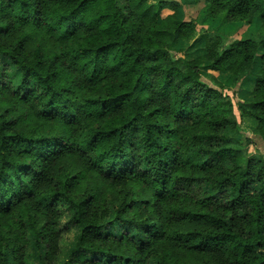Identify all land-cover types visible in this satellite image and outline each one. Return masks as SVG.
I'll return each instance as SVG.
<instances>
[{
    "label": "trees",
    "instance_id": "1",
    "mask_svg": "<svg viewBox=\"0 0 264 264\" xmlns=\"http://www.w3.org/2000/svg\"><path fill=\"white\" fill-rule=\"evenodd\" d=\"M52 2L62 3L63 0H52ZM67 2L72 5L70 9H59L58 22L66 24L65 37H62V40L76 39L77 50L89 64L93 65L91 69L93 80L98 75L97 61L105 64L109 74H115L123 70L125 64L123 61L114 63L113 53L122 45L133 46L132 51L128 52V60L133 65L139 66V74H137V67L128 69L135 77L131 84V91L122 87L117 94L113 95V101L129 98L137 90L147 91L153 85H158L169 99L173 98L175 90L181 89L179 101L183 106L181 112L188 110L195 115L197 111L211 108L212 112L209 115L218 117L210 121V124L212 132H219L221 135H207L200 132L193 137L196 140H206L209 146L213 141L217 142L216 151L209 152L203 148L199 150L205 157L203 163L198 165L199 171L211 172L217 165L228 162L225 171L236 172L238 178L225 176L223 179L217 178L214 182L210 178L199 176L177 178V191L182 190L183 184H205L206 180L207 186L211 188V191L200 201L198 210L183 212L176 210V215L179 217L177 223L190 217V223L213 227L215 232H176L168 237L167 233L152 234L150 229L154 225H143L141 226L142 235L139 238L136 236L131 238L137 241L135 256H121L111 248L113 244L124 243L127 230L119 237L111 233L103 237L94 235V232L100 228H106L120 219V215L115 210L112 217L106 219L103 225H82L79 209H88L95 197L88 196L78 205L74 202L68 203L65 211L69 212L70 223L76 231V239L66 258L58 264H178L176 258L170 257L166 247L168 245L177 247L181 242L189 245L183 248L187 252L200 255L203 259L207 258L206 261L193 263L184 261V264H217V258L222 256L228 243L236 241L233 229L238 222L251 221L256 225L264 223V155L249 156L247 147L250 142L245 144L242 139L246 132H250L264 142V134H260L261 129L264 128V0H205L207 15L211 17L220 15L224 23L229 19H236L250 24L255 17L260 19L261 27L257 38L233 41H228L225 33L206 31L199 33L194 20H180L177 13L182 6L178 2L165 0H67ZM28 7L27 4L21 5L22 9ZM160 9H169L173 13L159 22ZM35 16L37 19L34 26L38 28L41 24L40 18L43 16V8L37 10ZM77 17L80 18L78 22ZM30 23L32 18L25 15L20 18L18 25L27 27ZM14 29L19 30L14 25L0 27V37L12 36ZM98 29L103 30L102 36L95 34ZM114 31L116 38L112 37ZM81 32L84 35L80 36ZM197 36H199L198 39ZM28 39L24 36L15 39L7 47L0 45V63L4 67L3 71L0 70V97L7 93L11 101L27 103L35 91L34 88L29 87L31 84L29 77L38 75L35 69L25 67L23 75H19L22 71L18 67L21 65L20 57L26 50ZM194 40H196L195 43L202 41L205 47L201 49L199 55L190 53L193 56L185 59L181 55L182 44ZM198 43L186 52L198 49ZM63 55L66 54L54 55L53 65ZM37 56L39 57V53ZM42 63L43 61L38 59L36 68L41 67ZM12 69L16 71L10 77L8 73ZM211 73L226 74L227 84H223ZM250 75L253 78L247 80ZM17 78L18 84L15 83ZM238 86H240L238 92L234 91ZM243 90H246L249 95L241 102L235 103L234 97L227 94L232 92L235 96ZM62 91L66 92L67 89ZM56 95L59 93L53 92V96ZM91 102L103 105L109 103L108 100ZM52 103L53 100L49 99L48 104ZM3 109L0 107V122L6 134L0 137V154L7 153L9 158L0 159V218L24 216L22 222L27 221L30 234L28 242L34 249V255L24 264H55L45 253L44 243L46 240L56 243V237L47 238L44 231L37 230V214L39 211H44L51 216L55 213L52 225L55 224L54 220L60 216L58 209L62 205V200L67 199L64 193L70 189L71 181H74L76 177L73 176L70 179H65L63 176L55 177L56 184L62 188V191L52 190L46 195L30 187L33 181L46 180L47 175L44 171L35 172L30 163L20 160L21 156L31 155L28 148H23L19 152L16 150L22 144L46 142L45 138L33 140L30 137L13 134L12 129L17 121L5 119L12 113L13 107H6L5 109L9 111L5 112ZM236 110L240 114V122L237 120ZM44 111H47V105ZM160 111L161 109L156 108L149 115L154 116ZM247 119L254 121L255 125L251 128L243 126L242 123ZM134 120L135 118L127 123L120 120L111 122L105 129L93 135V142L96 141L97 136L114 137L116 133L129 128ZM151 127L160 128L161 126L152 125ZM241 128H246L247 131L240 132ZM226 145L236 146L226 147ZM13 153H15L14 158ZM240 158H244L243 169L237 171L240 166L238 164L233 166L231 161ZM47 162L42 158V163ZM120 163V160L113 161L114 165ZM173 163L178 164L179 158L176 157ZM120 171L122 175L132 174L130 169L122 168ZM213 183L215 187L212 186ZM33 201H35L34 204ZM134 203L136 202L129 203L128 209H131ZM217 205L220 210L232 215L221 217L213 214L212 209ZM252 213H255L254 217ZM240 234L243 235V232ZM255 236H264V229L257 228ZM252 237L253 233L249 232L248 242H237V248L242 249L240 258L233 257L225 264H248L249 257L252 264H264V253L256 254L258 249L264 248V239ZM4 244L5 239L0 238V264H15L11 260L10 246ZM105 245L108 247H104Z\"/></svg>",
    "mask_w": 264,
    "mask_h": 264
},
{
    "label": "clouds",
    "instance_id": "2",
    "mask_svg": "<svg viewBox=\"0 0 264 264\" xmlns=\"http://www.w3.org/2000/svg\"><path fill=\"white\" fill-rule=\"evenodd\" d=\"M22 4L29 7L22 9ZM71 7L67 0L62 3H53L52 0H0V27L14 25L19 29H14L12 36L0 37V45L7 47L15 39L27 36L29 39L26 42V50L20 57L21 65L18 66L22 69L19 75H23L25 67H32L38 73L29 77V87L35 91L27 103L14 101L4 105L13 107L12 113L5 117L17 121L12 129L13 134L33 140L45 138L46 141L22 144L16 150L19 152L28 148L31 155L21 156L20 160L30 163L35 172L44 171L47 175L46 180L33 181L30 187L46 195L52 190L62 191V188L57 186L55 177L70 179L75 176L70 189L64 193L67 199L62 200L58 211L63 213L68 203L74 202L78 205L88 196H94L95 200L88 209H79L82 225H103L115 210L120 219L106 228H100L94 235L103 237L111 233L119 237L127 230L123 244L111 245L112 250L121 256L136 255L137 241L131 238H139L142 235L143 225H154L150 229L152 234L167 233L168 237L176 232H215L213 227L190 223V217L177 223L179 217L176 210H198L200 201L211 188L207 186L206 180L205 184H183L182 190L177 191L176 180L179 177L197 176L210 178L212 182L225 176L238 178L236 172L225 171L228 162L217 165L211 172H201L198 168L205 158L199 150L203 148L209 152L216 151L217 142L213 141L209 146L206 140H196L193 137L200 132L221 135L219 132H212L210 124V121L218 117L209 115L211 108L197 111L195 115L188 110L181 112V89L175 90L173 98L169 99L158 85L151 86L147 91L137 90L124 100L113 101V95L122 87L131 91L135 77L128 69L137 67L139 74V66L128 60V52L132 51L133 46L122 45L113 53L114 63L123 61L125 64V68L115 74H109L105 64L97 61L98 75L93 80V65L77 50L76 39L62 40V37H65L66 24L58 22L59 9ZM40 8H43V16L40 18V27L37 28L34 26L37 19L35 13ZM25 15L32 18V23L27 27H19L18 22ZM79 19L77 17V22ZM95 34L102 36L103 30L98 29ZM112 37L116 38L115 31ZM61 53L66 55L61 56L53 65L52 57ZM38 59L43 63L41 67L36 68ZM0 70H3L2 63ZM15 71L10 70L9 76ZM15 83H19L18 78ZM53 92H58L59 95L53 96ZM7 96L5 93L0 99H7ZM49 99L53 100L50 105ZM93 100H108L109 103H92ZM46 105L47 111H44ZM156 108L161 111L150 117L149 114ZM133 118L135 120L129 128L116 133L114 137L97 136L93 142V135L105 129L111 122L120 120L127 123L133 121ZM152 125L161 127L152 128ZM239 131L247 129L241 128ZM5 134V128L0 122V137ZM260 134H264V128ZM103 153L106 155H102ZM176 157L179 158L178 164L173 163ZM6 158H9L7 153L0 154V159ZM42 158L48 162L42 163ZM114 160H120L121 163L114 165ZM125 161L127 163H124ZM231 163L233 166L238 164L240 167L237 171H240L243 169L244 158L233 160ZM122 168L130 169L132 174L122 175ZM212 186L215 187V184ZM133 201L136 203L128 209L127 205ZM212 212L221 217L232 215L220 210L219 205L213 208ZM53 216L47 218L52 219ZM252 216L254 217L255 213H252ZM257 228L264 229V223L256 225L251 221L238 222L233 229L236 241L228 243L222 256L217 258V264H225L233 257L239 259L242 249L237 248V242H248L249 232L253 233V239H264V236H255ZM188 246L183 242L177 245L178 248ZM260 253H264V248L257 250L256 254ZM176 259L178 264H184V256H178ZM248 264H252L251 257L248 258Z\"/></svg>",
    "mask_w": 264,
    "mask_h": 264
},
{
    "label": "rangeland",
    "instance_id": "3",
    "mask_svg": "<svg viewBox=\"0 0 264 264\" xmlns=\"http://www.w3.org/2000/svg\"><path fill=\"white\" fill-rule=\"evenodd\" d=\"M167 2H178L181 4V8L177 13V17L180 20L191 21L194 20L197 23V31L200 33L202 31H206L209 33H225L227 35L228 41L233 40H246V39H255L259 34V30L261 27V21L258 17H255L252 23H247L244 20H236L232 19L226 21L225 23L222 20L220 15L216 17L208 16L206 13V3L205 0H198L195 2L194 0H165ZM173 12L169 9H160V18L159 22L162 21L167 15L172 14ZM199 36H197L198 39ZM196 39V40H197ZM190 43L183 42L182 48L183 53L181 54L185 59H190V56H193L190 53H195L194 55H199L201 53V49H204L205 44L201 42L198 43V49L193 50L191 52H186L190 49V47H195L193 45L197 44L195 41ZM200 48V49H199ZM4 70V67H3ZM2 70V71H3ZM215 75L223 84H227L228 76L225 74H212ZM253 76H249L248 79H252ZM207 81V79H204ZM238 86L234 91L238 92ZM245 91V90H243ZM232 98L234 97V102H241L242 99L247 95L242 92L240 94H236L233 96L232 92H228ZM4 96V95H3ZM14 101H11L9 96L7 99H1L0 107L6 108L4 105L6 103L12 104ZM3 109V110H4ZM5 111H9V109H5ZM237 120L240 122V114L236 110ZM246 128H251L249 120H246L242 123ZM234 136V135H233ZM235 136L239 137V135ZM246 137V138H245ZM245 137H243L244 143L250 142V145L247 147V153L249 156L251 155H264V142L261 138L253 136L252 133L246 132ZM245 139V140H244ZM62 206V205H60ZM59 217H57L54 221V227L52 225L53 218L48 219L47 217L51 215H47L44 211H39L37 214V230L39 232L44 231V234L47 238L56 237V243L52 240L44 243L45 245V253L48 254V257L53 261V263L58 264L62 260L66 258L68 252L73 248L76 239V231L74 227L70 223V215L68 211L58 212ZM24 216L18 218L3 216L0 218V238L5 239V246H10V256L11 260L15 264H24L27 259L32 258L34 255V249L30 246L28 239L30 238V234L28 231L27 221L22 222V218ZM62 222V223H61ZM166 250L170 253V257L172 259L177 258L178 256H184V261L187 262H195L201 261L203 259L200 255L192 254L191 252H187L183 248L175 247L174 245H168ZM199 258V259H197Z\"/></svg>",
    "mask_w": 264,
    "mask_h": 264
},
{
    "label": "crops",
    "instance_id": "4",
    "mask_svg": "<svg viewBox=\"0 0 264 264\" xmlns=\"http://www.w3.org/2000/svg\"><path fill=\"white\" fill-rule=\"evenodd\" d=\"M211 74H217V73H211ZM219 74V73H218ZM243 93L245 94V95H247L248 94V92L245 90V91H242V95H243ZM249 95V94H248ZM248 96H246V98H247ZM247 120H249V119H247ZM246 120H244V122H245ZM249 122H250V125L251 126H254L255 125V123H254V121H252V120H249Z\"/></svg>",
    "mask_w": 264,
    "mask_h": 264
}]
</instances>
